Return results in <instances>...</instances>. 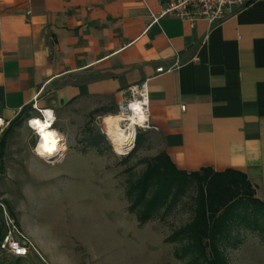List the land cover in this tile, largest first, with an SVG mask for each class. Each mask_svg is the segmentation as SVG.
I'll return each mask as SVG.
<instances>
[{"label":"crops","instance_id":"obj_1","mask_svg":"<svg viewBox=\"0 0 264 264\" xmlns=\"http://www.w3.org/2000/svg\"><path fill=\"white\" fill-rule=\"evenodd\" d=\"M169 2L0 0V116L51 109L67 143L94 107L116 112L146 82L174 166L239 171L264 202V0L216 26L152 25Z\"/></svg>","mask_w":264,"mask_h":264},{"label":"rangeland","instance_id":"obj_2","mask_svg":"<svg viewBox=\"0 0 264 264\" xmlns=\"http://www.w3.org/2000/svg\"><path fill=\"white\" fill-rule=\"evenodd\" d=\"M117 113L94 107L66 138V158L51 161L37 156V139L20 120L5 150L0 203L34 248L19 260L0 251V264H182L166 239L192 220L195 187L169 215L140 225L130 211L129 182L163 151L147 131L119 155L105 128L106 116ZM3 225L0 208V236ZM235 235L239 244L226 248L228 264H264V235L245 229Z\"/></svg>","mask_w":264,"mask_h":264},{"label":"trees","instance_id":"obj_3","mask_svg":"<svg viewBox=\"0 0 264 264\" xmlns=\"http://www.w3.org/2000/svg\"><path fill=\"white\" fill-rule=\"evenodd\" d=\"M21 119L12 121L0 139V172L8 139ZM193 187L192 220L166 239L174 245V257L182 264H228L226 248L239 244L237 231L264 235V202L257 199L245 174L211 168L188 173L178 170L165 153L149 162L137 180H130V211L145 225L161 212L169 215Z\"/></svg>","mask_w":264,"mask_h":264},{"label":"built area","instance_id":"obj_4","mask_svg":"<svg viewBox=\"0 0 264 264\" xmlns=\"http://www.w3.org/2000/svg\"><path fill=\"white\" fill-rule=\"evenodd\" d=\"M254 1L255 0H170L160 14L156 15L150 12V17L152 19V25L158 24L163 17L171 15L182 21L189 22L192 27L198 21H205L210 26H216L234 17ZM173 68L174 67H170L167 70L159 68L157 69V74L168 73L172 71ZM135 101H138L141 104L144 121L141 123L140 121H137L133 125L135 133L134 141L138 132H147L154 129L150 123V97L148 84L146 82L134 87L131 90L130 99L125 100L118 106L117 115L123 116L124 121L122 127L124 129H129L132 125L130 116L134 113L130 107L131 103ZM183 109H185V107H183ZM34 111L35 113L31 114V116L26 119V125L32 132L33 136L37 139L35 144L36 148L38 141H40V135H38L35 128L29 125L28 121L32 118L38 117L40 121L43 122L45 119L43 112L45 110L38 109L35 105ZM15 116L18 118L20 114L15 113ZM11 122L12 121L6 120L0 116V134H3L4 131L9 128ZM55 124L56 117L55 122L51 123L49 129L56 130ZM0 208L2 210L4 221L3 231L0 236V251L9 257L16 259L27 258L34 248L32 243L21 231L15 219L9 215L7 208L2 203H0Z\"/></svg>","mask_w":264,"mask_h":264},{"label":"bare ground","instance_id":"obj_5","mask_svg":"<svg viewBox=\"0 0 264 264\" xmlns=\"http://www.w3.org/2000/svg\"><path fill=\"white\" fill-rule=\"evenodd\" d=\"M130 109L133 111L134 114L130 116L132 120V125L129 127V129H124L122 127L124 119L123 116L121 115H117V116L108 115L105 118V128L108 134V139L111 142V144L115 147L117 153L121 156L127 155L132 149V145L135 138L133 125L137 121H140V123L144 121L141 104L138 101L132 102ZM51 130L52 129L49 128L45 129V131H51ZM39 137L41 140L42 137L41 136ZM65 151H66L65 140L59 134V143L57 146V151L52 156H48V155H45L44 157H41L39 155L37 156L45 159L46 161H51L55 157H59L60 154L65 153Z\"/></svg>","mask_w":264,"mask_h":264},{"label":"clouds","instance_id":"obj_6","mask_svg":"<svg viewBox=\"0 0 264 264\" xmlns=\"http://www.w3.org/2000/svg\"><path fill=\"white\" fill-rule=\"evenodd\" d=\"M43 115L45 117L43 122H41L38 117L32 118L28 121L29 125L35 128L38 135L42 137L34 149L37 155L41 157H44L45 155L52 156L57 151L59 143V134L56 130L45 131V129L51 127V123L55 122V114L53 110L47 109L43 112ZM34 122H39V125Z\"/></svg>","mask_w":264,"mask_h":264},{"label":"snow or ice","instance_id":"obj_7","mask_svg":"<svg viewBox=\"0 0 264 264\" xmlns=\"http://www.w3.org/2000/svg\"><path fill=\"white\" fill-rule=\"evenodd\" d=\"M34 123H36L37 125H39V122H34Z\"/></svg>","mask_w":264,"mask_h":264}]
</instances>
